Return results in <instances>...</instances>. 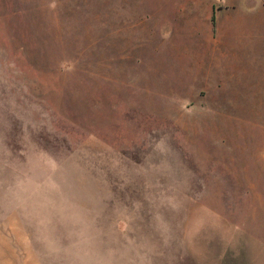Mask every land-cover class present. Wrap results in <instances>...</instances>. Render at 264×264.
<instances>
[{
	"label": "rangeland",
	"instance_id": "374dc122",
	"mask_svg": "<svg viewBox=\"0 0 264 264\" xmlns=\"http://www.w3.org/2000/svg\"><path fill=\"white\" fill-rule=\"evenodd\" d=\"M263 143L264 0H0V213L41 264H264Z\"/></svg>",
	"mask_w": 264,
	"mask_h": 264
},
{
	"label": "crops",
	"instance_id": "0c3cea01",
	"mask_svg": "<svg viewBox=\"0 0 264 264\" xmlns=\"http://www.w3.org/2000/svg\"><path fill=\"white\" fill-rule=\"evenodd\" d=\"M203 99H206L205 95ZM211 158L213 162L208 161L207 171L209 172L210 167L212 175L218 178V182H222L223 180V189L226 188V194L229 196L227 188L234 191V189L237 188L236 186L239 185L237 181H241L240 176L235 177L227 172H224V175L221 174L222 172L218 173L220 165L219 160H217L218 158H215V156ZM259 158L264 162V143L261 146ZM262 169L264 170V168ZM247 178L251 180L249 175ZM249 183L250 187H252V181ZM234 196L235 195H233V197ZM228 200L230 199L228 198ZM203 242L205 243V240ZM0 264H41L28 243V236L20 223L17 212H11L5 218H3L2 213H0Z\"/></svg>",
	"mask_w": 264,
	"mask_h": 264
}]
</instances>
